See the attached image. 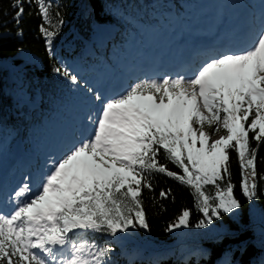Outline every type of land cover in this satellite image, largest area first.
I'll list each match as a JSON object with an SVG mask.
<instances>
[{
    "label": "snow or ice",
    "instance_id": "1",
    "mask_svg": "<svg viewBox=\"0 0 264 264\" xmlns=\"http://www.w3.org/2000/svg\"><path fill=\"white\" fill-rule=\"evenodd\" d=\"M35 3L49 23L45 0ZM12 7L19 23L23 3L15 0ZM40 31L50 45L56 32ZM71 82L78 84L75 76ZM95 99L99 106L88 116L81 138L51 164L37 190L25 182L13 195L11 213L0 210V264H111V247L77 243L73 235L117 237L150 230L140 199L143 188L151 189L149 172L192 190L204 216L196 228L222 213L234 215L241 208L234 185L230 179L225 186L220 183L231 175L230 149L239 160L243 196L256 197L257 148L251 147L249 134L258 146L264 143V16L259 27L249 29L244 47L208 53L189 76L145 79L122 94ZM161 149L182 174L159 163ZM208 185L215 187L214 195L204 190ZM189 217L183 210L166 231L190 227Z\"/></svg>",
    "mask_w": 264,
    "mask_h": 264
},
{
    "label": "trees",
    "instance_id": "2",
    "mask_svg": "<svg viewBox=\"0 0 264 264\" xmlns=\"http://www.w3.org/2000/svg\"><path fill=\"white\" fill-rule=\"evenodd\" d=\"M243 1L256 9L257 0ZM14 2L0 0V148L11 152L22 144L31 160L30 172L36 173L57 128L70 129L78 107H93L88 104L96 93L91 77L107 65L122 73L129 87L138 82L126 62L137 56L144 34L154 31L163 37L173 21H184L197 0H45L49 23L35 0H21L24 12L17 23ZM41 27L56 32L50 45ZM101 29H108L109 35L100 37ZM72 76L78 84H72ZM249 135L251 147L257 148L256 197L248 201L243 196L239 160L232 149L230 178L220 182L225 186L230 179L234 185L241 204L234 215L222 213L219 220L196 228L204 216L195 207L192 190L163 173L149 172L145 176L151 189L143 188L140 199L150 230L134 229L117 237L82 232L73 239L111 247V264H264V143L258 146ZM158 161L182 174L162 149ZM204 190L215 194L212 185ZM162 191L166 198L160 196ZM185 209L190 212V227L166 231ZM179 241L183 249L175 245ZM142 242L154 245L159 255L149 257L146 248L135 251Z\"/></svg>",
    "mask_w": 264,
    "mask_h": 264
},
{
    "label": "rangeland",
    "instance_id": "3",
    "mask_svg": "<svg viewBox=\"0 0 264 264\" xmlns=\"http://www.w3.org/2000/svg\"><path fill=\"white\" fill-rule=\"evenodd\" d=\"M227 4L236 6L233 10H229ZM243 7H246V3L243 0H197L193 10L190 8L189 11L191 12L186 16L184 21L182 23L173 21L171 28L165 31L163 37H158L154 31L145 33L141 45L136 49L135 55L137 56L128 57L126 66L131 67V71L133 73L135 71L136 78H140V80L165 78L154 74L156 69L166 62L160 58L161 55L165 52L171 53L174 49L180 51L185 43H191L193 39L196 41L202 39L206 34L215 35L222 28L224 33H226L228 25H223L226 21L224 15L230 13L229 16H233ZM235 21L236 19H233L232 22ZM108 35V29L100 30V37L104 38ZM138 57L143 62L149 61L151 67L140 66ZM145 69L151 72V75H148V77L146 74L148 70L145 71ZM177 76L171 78H176ZM90 82L96 92L90 96L88 101V104L93 105V107H89L90 110L78 107L76 114L72 116L73 119L70 122L71 128H57L56 136L44 149L42 161L37 163L39 168L36 173L30 172L32 167L31 160L25 154L22 144H16L11 152L0 148V210H4L7 214L11 213L15 207V203L12 202L13 195L25 182L30 183L32 191L35 192L42 176L51 164L59 160L81 138L85 125L88 124V116L99 106V101L95 99L96 95H99L103 99H108L122 94L129 88L123 74H118L107 65L103 67L101 72L95 73L91 77ZM206 130L209 132L213 131V129ZM223 134V131H221L217 135H212L211 139L213 141L219 139ZM66 145H68V148H65ZM80 233L82 232H77L75 235ZM182 244L183 242L179 241L175 245H178L179 249H183L185 246H182ZM142 248L148 249L147 255L151 258L159 255L158 249L154 245L144 242L141 245H136L134 250H141Z\"/></svg>",
    "mask_w": 264,
    "mask_h": 264
},
{
    "label": "bare ground",
    "instance_id": "4",
    "mask_svg": "<svg viewBox=\"0 0 264 264\" xmlns=\"http://www.w3.org/2000/svg\"><path fill=\"white\" fill-rule=\"evenodd\" d=\"M227 6H229V10H233L234 9V7L236 6V5H232V4H227ZM238 12H236L233 16L231 15V16H229V14L230 13H226L224 16H225V24H227L228 25V27H230V24L232 23V21H233V18L235 17V15L237 14ZM149 73V72H148ZM150 74V73H149Z\"/></svg>",
    "mask_w": 264,
    "mask_h": 264
}]
</instances>
